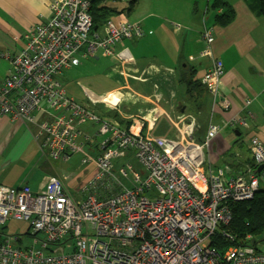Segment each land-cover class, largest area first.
I'll return each instance as SVG.
<instances>
[{
	"label": "built area",
	"instance_id": "1",
	"mask_svg": "<svg viewBox=\"0 0 264 264\" xmlns=\"http://www.w3.org/2000/svg\"><path fill=\"white\" fill-rule=\"evenodd\" d=\"M91 3L53 0L50 18L17 39L21 49L0 53V63L9 66L0 83V115L36 128L42 152L51 159L67 161L71 153L84 154L87 145L96 153L84 154L96 173L79 201L56 177L38 192L27 185L0 187L1 229L10 221L26 224L22 233L0 231V264H264V255L253 246L229 244L221 251L211 245L219 228L231 239L230 204L249 201L261 191L264 146L257 139L250 141L247 178H228L222 169L204 167V151L218 126L210 125L202 142L193 140L194 121L186 122L178 139L154 140L141 126L121 127L93 110L97 103L117 106L119 91L79 103L57 80L63 70L78 67L80 58L112 57L116 45L143 37L141 23L126 22L122 12L92 35ZM202 38L201 57L211 64L200 84L227 109L218 91L225 70L213 56L212 30ZM112 95L114 102L108 100ZM38 111L45 119H35ZM247 116L228 125L246 127ZM84 124H90L87 132L80 129Z\"/></svg>",
	"mask_w": 264,
	"mask_h": 264
},
{
	"label": "crops",
	"instance_id": "2",
	"mask_svg": "<svg viewBox=\"0 0 264 264\" xmlns=\"http://www.w3.org/2000/svg\"><path fill=\"white\" fill-rule=\"evenodd\" d=\"M142 1H137L134 6L136 10ZM213 1L148 0L146 10L136 12L133 8L125 20L141 23L143 37L132 42L124 41L113 48L112 58L122 69L118 76L123 83L107 92L120 91L121 101L113 108L100 103L95 104L94 108L98 107L99 112L106 117V112L112 114L113 117L107 118L121 127L141 126L142 133L148 137L157 121L164 116L177 131L175 139H178L186 122H195L194 134L202 131L198 123V115L202 110L193 116L191 112L186 113V106L182 105L180 97L174 98L173 85L180 84L184 87V95L197 110H200L205 96L204 104L209 102L205 113H210L208 128L210 125L219 127L218 135L207 149L210 154L207 157L204 155L208 163L205 169L216 163L219 156L228 154L232 164L242 165L245 162L246 166L243 167V174L234 175L222 169L225 176L246 179L252 165L251 139H257L264 146V18L251 11L243 0H223L234 10V17L227 25L218 24L216 13L211 10ZM52 2L0 0V53L18 52L22 43L17 39L30 27L50 18ZM180 14L190 19L189 23L181 20ZM209 29L214 38L213 56L223 63L225 70L218 91L229 105L227 109L217 105L213 95L200 84V79L211 64L210 58L201 57L204 49L202 36ZM2 64L5 67L0 73V83L9 68L6 62L0 63V67ZM190 77L201 86L197 96H189L186 92L185 80ZM122 90L130 92L129 105L123 104L127 96ZM92 99L99 100L101 97L90 96L86 101ZM247 101L250 102L248 105ZM41 106L43 109L47 107L44 103ZM246 112V127L228 125L229 121ZM34 115L37 121L46 117L41 111ZM36 134V128H29L26 121L0 115V187L27 185L36 192L44 189L50 176L39 164L48 156L42 152V140ZM29 150H33L34 161H30L24 170L22 161ZM232 164L228 163L229 166Z\"/></svg>",
	"mask_w": 264,
	"mask_h": 264
},
{
	"label": "rangeland",
	"instance_id": "3",
	"mask_svg": "<svg viewBox=\"0 0 264 264\" xmlns=\"http://www.w3.org/2000/svg\"><path fill=\"white\" fill-rule=\"evenodd\" d=\"M148 0H143L140 7L137 8V11H143L147 9ZM108 6L114 8L118 11V14L114 16V18H119L120 13H124V17L128 18L129 15L133 11L127 12L128 1L123 0L121 2H113L109 1ZM173 15H176L175 12H172ZM181 20L189 23L190 19L185 17L183 14H180ZM101 29V28H100ZM101 31V30H100ZM92 38V36H91ZM204 43V42H203ZM100 54V53H98ZM97 58V59H96ZM81 66L80 67H70L68 69L63 70L58 76L57 79L62 84L63 88L66 90L68 96L73 98L76 102L86 103V99L90 96L93 97H103L108 91L113 88H118L122 85L123 81L118 76V72L121 67L117 64L112 57H102L101 55H97V57L90 58H80ZM5 67V64H2L0 67V73L2 68ZM2 74V73H1ZM177 86V88H175ZM174 98L180 97L181 103L183 106H186V113H190L193 116H197V112L201 111V114L198 115V123L199 127L202 128L201 132H196L193 136L194 140L201 139L203 140L206 130L208 128V119L210 113H206V109L209 108V102L204 104L205 96L202 100V104L200 110H197L193 107L192 102L184 95V87L180 84H174ZM123 91V90H122ZM120 92V91H119ZM125 92L127 98L123 101L124 106L129 105V91ZM91 102V101H90ZM95 108H93L94 110ZM95 111L98 114L106 117L104 114L100 113L98 107H96ZM108 117V116H107ZM90 128V124H84L80 126V129L84 132H87ZM204 133V135H202ZM177 135V131L172 126L171 122L166 117H161L152 131L149 133L151 139L154 140H171L175 139ZM203 137V138H202ZM84 154H87L91 157H95L96 153L94 150L87 145L84 149ZM246 152V151H245ZM32 153V157L30 156ZM83 153H71L69 154V159L67 161L63 160H54L49 157H45L41 160L40 166L46 169L45 173L50 177H56L62 181L64 190L67 194L74 200L79 201L81 199V190L82 188L91 180V178L96 173V168L93 162L85 161V155ZM210 154V150L207 149L204 151L205 157ZM213 155H215L213 153ZM219 160L214 163L211 167L214 169L221 168L224 171L227 170L232 174H243V167L246 166L245 162L242 165H238L236 163H231L230 155L219 156ZM30 161H34L33 159V150H29L25 156V159L22 161V167L26 170ZM113 163L116 165L120 163V161L113 160ZM134 166L138 169L139 166L136 161H132ZM228 163L233 166H229ZM208 166L207 161L205 160L204 167ZM227 177V176H226ZM65 178V179H64ZM229 178V177H228ZM36 183L39 181V177L36 178ZM41 182V181H40ZM261 191L264 190V183L261 181L260 183ZM36 192V191H33ZM26 228V224L22 222L10 221L7 222L3 230L0 226V231H3L5 234H13V233H22ZM256 246L258 251H260L264 255V234L258 235L255 237ZM72 249L70 246L65 248V253L70 254Z\"/></svg>",
	"mask_w": 264,
	"mask_h": 264
},
{
	"label": "trees",
	"instance_id": "4",
	"mask_svg": "<svg viewBox=\"0 0 264 264\" xmlns=\"http://www.w3.org/2000/svg\"><path fill=\"white\" fill-rule=\"evenodd\" d=\"M121 2L123 0H92L89 14L92 20L91 34L100 32L106 21L116 16L118 11L108 6V2ZM128 1L127 12L133 10L138 0ZM256 15L264 18V0H243ZM211 10L215 14V20L218 24L227 25L234 17V10L223 0H214L211 5ZM221 12V13H219ZM101 28V29H100ZM186 92L189 96H197L201 86L197 81H193L190 77L185 80ZM108 117H113L112 114L106 112ZM231 221L227 227L230 231V240L223 236L219 228L215 231L211 240V245L217 250H224L229 244L249 245L257 249L255 237L264 234V190L255 194L249 201L234 202L230 204ZM258 250V249H257Z\"/></svg>",
	"mask_w": 264,
	"mask_h": 264
},
{
	"label": "bare ground",
	"instance_id": "5",
	"mask_svg": "<svg viewBox=\"0 0 264 264\" xmlns=\"http://www.w3.org/2000/svg\"><path fill=\"white\" fill-rule=\"evenodd\" d=\"M110 97H112L113 99V101H111V99H108L110 102H114L115 101V97H114V95H112V96H110ZM101 98H104V97H101Z\"/></svg>",
	"mask_w": 264,
	"mask_h": 264
},
{
	"label": "water",
	"instance_id": "6",
	"mask_svg": "<svg viewBox=\"0 0 264 264\" xmlns=\"http://www.w3.org/2000/svg\"><path fill=\"white\" fill-rule=\"evenodd\" d=\"M261 170V167L258 169V171H260Z\"/></svg>",
	"mask_w": 264,
	"mask_h": 264
}]
</instances>
